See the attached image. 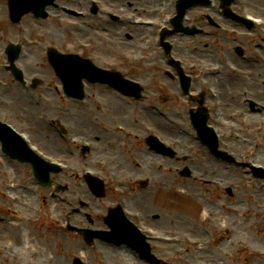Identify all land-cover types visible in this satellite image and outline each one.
Here are the masks:
<instances>
[{
  "label": "rangeland",
  "instance_id": "obj_1",
  "mask_svg": "<svg viewBox=\"0 0 264 264\" xmlns=\"http://www.w3.org/2000/svg\"><path fill=\"white\" fill-rule=\"evenodd\" d=\"M76 1L68 0L66 3L75 5ZM104 2L119 12L146 16L156 14L160 19L166 14L172 15L174 5V0ZM232 8L235 11L246 8L248 12L264 16V0H235ZM194 14L196 22L201 24L199 13L195 11ZM87 15L82 22L81 18L69 16L56 21L36 19L28 13L17 24H11L6 0H0V116L5 115L31 128L33 138L46 151L65 158L73 166L68 174L53 175L67 189L51 199L53 189L35 184L27 165L0 155V250H3V253L0 252V264H71L73 258H79L84 264H145L130 251L120 252L104 242L95 241L94 246L87 247L78 234L61 228L60 221L78 228H106L96 216L104 212L116 195L108 187L105 197L97 199L83 179L85 169L104 176L102 170L95 168L100 156L111 167L119 168L120 175L129 176L130 189L134 187L133 174L136 178H146L151 185L149 189H154L159 181V172L175 176L174 193L166 194V199L161 196L159 199L167 212L163 219L164 230L176 235L180 241L182 237L191 236L198 241V245L190 246L192 244L188 240L173 246L164 245V255L170 264L173 261L174 264H263L253 250L264 249V182L250 176L245 168H237L209 156L207 150L194 140V131L188 126L187 106L176 81H172L167 73L171 69L164 63L154 43L153 31L114 26L100 17ZM217 21L228 28L246 32L245 37L212 28L210 36H195L191 38V44L187 39L179 40L175 53L184 57L190 72L194 73L193 90L206 93V106L210 113L214 107L215 113L207 123H214L213 117H216L220 148L231 151L239 160L247 157L264 164V33L250 31L235 22ZM81 24L98 26L114 40L113 49L110 50L100 39L102 34L87 27L81 30ZM75 37L90 41L92 50L102 59L119 63L126 76L143 81V96L138 100L121 97L104 86L85 82V106L64 102L65 98L58 99L53 92L49 94V102L42 103L35 92L23 90L9 73L2 70L4 46L8 42L21 43L22 52L17 63L23 65L25 76L38 77L43 85L55 86V75L46 62L45 51L48 46L56 45L65 52L85 54L86 51L77 47ZM237 48L240 54L236 52ZM216 65L223 66L218 75L202 71ZM209 88L215 89L216 98L210 95ZM37 90L42 91V87L38 86ZM43 92L48 95L47 91ZM216 99L219 107L216 106ZM247 100L256 102L259 108L256 113L251 111ZM149 102H157L165 113L175 116L176 123L184 125L188 134L178 133L174 123L165 122L154 111L146 110ZM233 115H237L238 119L227 125ZM47 118L62 121L73 135L93 143L95 150L81 154L74 147H66L67 139L62 142L57 138L47 125ZM136 119L157 128L170 143L178 141L174 143L177 157L160 158V169L143 163L148 153H152L144 147L141 136L135 139L131 135L143 134L139 129L141 122L136 123ZM119 124L131 130L130 133L124 131L127 136L111 132ZM236 135L247 138V142H236ZM256 140L259 144L262 142L263 149L253 146ZM108 142L111 144L106 147ZM243 153L246 155L241 158ZM182 156H187V159ZM185 164L202 181L182 176L180 172ZM144 165L150 170L146 171ZM7 190L17 196L15 202L6 196L4 191ZM125 195L128 200L132 199L129 191ZM243 195L256 197L255 211L243 207L250 201ZM75 196L80 199L79 202H76ZM81 202L85 207L78 213L74 209L79 208ZM253 213L258 215V219ZM36 249L43 251L41 255Z\"/></svg>",
  "mask_w": 264,
  "mask_h": 264
},
{
  "label": "bare ground",
  "instance_id": "obj_2",
  "mask_svg": "<svg viewBox=\"0 0 264 264\" xmlns=\"http://www.w3.org/2000/svg\"><path fill=\"white\" fill-rule=\"evenodd\" d=\"M233 116H235L233 118ZM230 120L227 121V125H230L231 123L230 122H235V119H238L237 115H233ZM245 121H248L247 118L244 119ZM243 121V119H242ZM175 123L177 121H174ZM257 148L259 149H263V145H259ZM158 155H154V154H150L147 156V159L143 161V163H147L148 165H151V166H155L156 168H159V158L157 157ZM202 174V173H201ZM203 176V174H202ZM195 178H198L197 175H195ZM159 184L160 186L162 187V191H165V195L168 194L169 192H172L173 189L171 188H174V179L172 177L171 174L169 173H165L164 174V179L162 180V177L159 179ZM159 192V191H158ZM246 197V199H250V203L248 204L247 208L248 209H252L255 211V207L254 205L252 204L253 202H256V197H247L246 195H243ZM110 248H113V247H110ZM117 250H119L120 252H124L125 249H123L122 247L120 248H115ZM36 252L41 255V253L43 252L42 250H39V249H36ZM37 263H39V261H37Z\"/></svg>",
  "mask_w": 264,
  "mask_h": 264
},
{
  "label": "water",
  "instance_id": "obj_3",
  "mask_svg": "<svg viewBox=\"0 0 264 264\" xmlns=\"http://www.w3.org/2000/svg\"><path fill=\"white\" fill-rule=\"evenodd\" d=\"M25 7H26V6H25ZM26 9L33 10L32 7H31V8L28 7V8H26ZM26 9H25V10H26ZM34 12H35V11H34ZM50 60H51L53 63L57 62V60H58V62L60 63V66H62L61 63H64V60L61 59V58H58V59L56 60V59H54V58L51 57ZM56 71H57V70H56ZM57 73H58V71H57ZM59 74L61 75L60 72H59ZM79 74H80V71H79L78 69H76L75 72H72V73H71V79H73L74 77L78 76ZM19 158H21V159L28 158V159H30V160L33 162V164H34V170H33V172H34L35 178H37V179L39 178V179H42V180H44V179L46 178V172H47V170H48L47 167H44V166L41 165L39 162H37L35 159L31 158L30 156H26V155L23 154V153H19Z\"/></svg>",
  "mask_w": 264,
  "mask_h": 264
}]
</instances>
